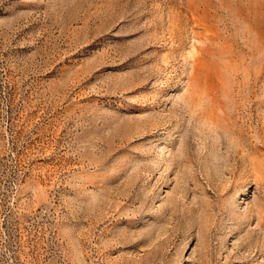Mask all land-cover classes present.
Instances as JSON below:
<instances>
[{
    "label": "rangeland",
    "instance_id": "1",
    "mask_svg": "<svg viewBox=\"0 0 264 264\" xmlns=\"http://www.w3.org/2000/svg\"><path fill=\"white\" fill-rule=\"evenodd\" d=\"M0 264H264V0H0Z\"/></svg>",
    "mask_w": 264,
    "mask_h": 264
}]
</instances>
